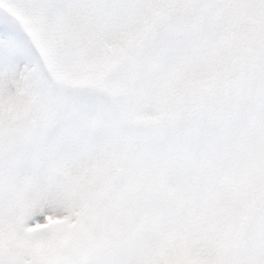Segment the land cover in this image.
Masks as SVG:
<instances>
[{
	"label": "rangeland",
	"instance_id": "374dc122",
	"mask_svg": "<svg viewBox=\"0 0 264 264\" xmlns=\"http://www.w3.org/2000/svg\"><path fill=\"white\" fill-rule=\"evenodd\" d=\"M0 264H264V0H0Z\"/></svg>",
	"mask_w": 264,
	"mask_h": 264
}]
</instances>
